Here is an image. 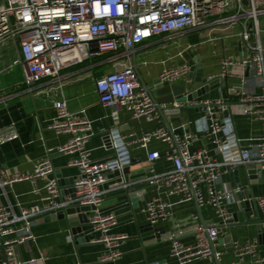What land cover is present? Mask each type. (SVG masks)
<instances>
[{"label":"built area","instance_id":"obj_1","mask_svg":"<svg viewBox=\"0 0 264 264\" xmlns=\"http://www.w3.org/2000/svg\"><path fill=\"white\" fill-rule=\"evenodd\" d=\"M0 44L10 40L18 50L19 65L23 74L26 92L33 94L32 87L44 79L57 83L62 81L61 73L106 55L113 56L115 70L95 79L99 104L110 109L113 120L125 110L133 120L152 122L159 119L156 104L150 94L141 86L135 69L122 66L119 58L130 59L137 46L155 37H183L196 31H207V42H216L215 32L240 27L239 40L242 52L239 58L224 55L220 59V72L209 80H238L241 85L245 75L251 74L258 81L260 94L244 93L232 89L231 97L238 100V111L259 124V136L251 139L244 149L235 137L230 118L220 124L209 113L210 124L201 125L197 134L174 133L172 136L164 127L143 133L140 137L130 135L127 146L147 151L146 161L150 163L143 181L155 188L164 189L169 195L194 199L200 208L211 207L219 224L195 229V243L184 245L181 233H169L170 256L180 264L195 260L218 261L221 253L214 247L221 236L220 224L233 220L228 207L237 203L240 187L218 189L222 175L238 168L254 170L264 177V30L260 19L264 17V0H1ZM107 8V12L104 9ZM194 46L188 45L176 57L181 64L163 71L158 77L160 85L177 82L192 84L189 77L192 65L184 59V53ZM12 67V66H11ZM185 97V96H184ZM218 107L227 111L225 98L220 93L214 103L174 102L173 109ZM228 106V105H227ZM161 108L166 106L160 105ZM54 118L48 129L58 135L69 136L68 141L58 148L57 153L73 155L69 167L77 169L70 187L63 193L53 177L49 159L38 162L31 174L14 173L6 181H0V190L15 183L44 181L47 198L42 205L4 207L0 205V264H21L17 257L18 248L27 241H34L33 221L37 217L56 215L69 209H79L87 219L94 235L93 242L106 246L100 261L118 259L121 253L118 243L124 238L111 236L117 225L116 217L103 213L104 185L109 175L118 181L130 167L125 137L116 132L111 144L115 155L109 159L95 160L86 146L93 137L92 122L83 111L71 113L64 99L54 104ZM200 134L212 136L214 149L221 154L217 160L208 150L196 148ZM17 139L14 129L0 134V144ZM168 147L164 156L158 151H148L151 143ZM165 159L171 167L162 171L154 163ZM121 182V181H119ZM119 188L127 190L130 185L121 182ZM141 195H139L140 197ZM254 200L256 215L264 222V194ZM169 205L160 199L145 203L143 211L148 225L153 227L168 217ZM253 217V216H252ZM259 226L258 224H256ZM264 227V224L260 225ZM238 263L250 259L260 263L259 246L256 241L235 240L231 245Z\"/></svg>","mask_w":264,"mask_h":264},{"label":"crops","instance_id":"obj_2","mask_svg":"<svg viewBox=\"0 0 264 264\" xmlns=\"http://www.w3.org/2000/svg\"><path fill=\"white\" fill-rule=\"evenodd\" d=\"M261 19L264 20V17ZM240 30L236 26L215 32L217 39L213 45L207 42V31L203 30L183 37H155L137 46L129 60H118L122 66L131 65L141 86L143 83L156 93L166 86L158 83L159 75L181 64V59L176 56L188 45L194 46L192 50L184 53V59L195 67L192 83L203 76L217 75L220 72L222 56L240 57ZM194 35L199 37L198 43L190 42ZM114 59L113 56L106 55L65 70L61 73L60 83L44 79L32 87L33 94H30L26 92L23 82H16L11 77H1L19 60V54L12 41L7 40L0 44V134L10 129H14L17 134V139L0 144V181H6L14 173L31 174L38 162L49 159L53 167V177L58 181L60 190L65 193L70 187L71 180L77 175V169L68 166L74 156L57 153L69 136L58 135L48 129L55 115L54 104L60 99L67 102L71 113L83 111L92 122L94 135L86 148L95 160L109 159L115 155L112 139L116 132L120 137L126 138L124 141L127 146L131 141L130 135L140 137L158 127L166 128L160 117L152 122L137 121L125 110H121L118 119L113 120L110 109L99 104L94 81L115 70ZM245 77L242 85L238 80L229 79L224 87L217 81L214 88L196 99L201 103H214L221 93L225 98L227 111L223 112L213 106L210 109L201 107L199 111L197 108L184 107L180 111L164 112L168 119H171V115L179 118L178 122L170 123L172 131L192 132L196 135L201 125L211 123L209 113H213L216 123L220 124L227 118L232 120L234 135L240 141V149H244L251 139L258 138L259 124L239 113L238 100L231 97L232 89L260 94L258 81L249 73ZM170 86L174 90L187 85L180 81ZM176 93L179 92L172 91L173 95ZM212 140V136L200 134L195 147L204 148L214 158L221 160L222 156L214 149ZM127 149L132 163L119 181L130 186L127 190L119 188L121 182L115 175H109V180L103 187L105 195L102 204L103 213H111L117 219L111 236L124 237L118 243L121 256L101 262L100 258L106 252V246L92 241L94 235L85 215L81 211L72 214L60 212L64 214V218H60L58 213L34 219V241H27L17 250L21 264H180L170 256L167 235L180 232L181 242L192 245L195 243L194 231L197 227L220 223L211 207L200 208L192 197L185 199L171 196L164 189L145 183L143 179L150 166L146 161L147 151L129 145ZM167 150L166 145L155 142L148 149L158 151L162 157ZM153 166L157 171H162L170 168L171 164L161 159ZM235 186L240 187L236 195L237 203L228 207L235 223L221 229V236L214 247L215 253H221L218 263L264 264V227L257 226L252 220L256 215L253 199L264 194V177L256 174L253 169L238 168L222 175L217 188ZM46 198L43 180L15 183L0 190V205L4 207H16V204L24 207L42 205ZM152 199H160L169 205L168 217L148 229L144 234L145 238H139L141 229H147L148 226L143 208ZM68 217H74V221H69ZM156 233L162 234L161 242L157 244ZM83 237H87L88 242H84ZM235 240L256 241L261 262L252 263L250 259H246L244 263H238L231 247ZM215 261L213 256L211 260H195L189 264H216Z\"/></svg>","mask_w":264,"mask_h":264},{"label":"water","instance_id":"obj_3","mask_svg":"<svg viewBox=\"0 0 264 264\" xmlns=\"http://www.w3.org/2000/svg\"><path fill=\"white\" fill-rule=\"evenodd\" d=\"M244 4H246V0H244ZM194 71H195V67H192L189 77H193ZM216 82H217V80H209L207 76H203L202 78H200V80H198V81L196 80L194 83H192L190 85H187L184 89H182V91L180 93L174 94L173 99L170 102H166V103H161V102L158 101L154 91L151 90V87H148L147 85H145L143 83H142V87L152 97L153 102L157 106V110H158L160 118L164 122V124H165L167 130L169 131V133L173 136L174 133H173V131L171 129L170 123L171 122H175V121L178 122L179 118L177 116L171 115L170 116L171 119L170 118L168 119L166 117V115L164 114V112L173 109V107H171V106H172V104L175 101L184 103V102H192L193 100H196L199 96L204 95L205 93H207L208 90L214 88V85L216 84ZM220 83L224 87L226 86L225 85L226 82L220 81ZM238 89H240V88H238ZM172 91H173V89L171 90V88H170V92H172ZM160 105H164L166 107L163 109V108L160 107ZM181 109H179L178 111H180ZM199 109H201V108H197V111H199ZM174 118H176V119H174ZM197 210H198V213L200 214L199 209H197ZM79 211H80L79 209H69L65 213L72 214L73 212H79ZM81 211H84V209H82ZM58 216L60 218H64V214L63 213H59ZM85 219H86V216H85ZM68 220L72 222V221H74V217H68ZM86 221H87V219H86ZM234 223L235 222L232 220V221H229L228 223L220 224L219 227H221V228L227 227V226L233 225ZM253 223L254 224H258L259 226L264 224V222L261 221L258 216H257L256 220L253 221ZM203 227H208V226L203 225ZM151 228L152 227L148 225L147 229H141L140 234H139V238H145L146 236L144 234H146L148 232V229H151ZM141 235H143V236H141ZM161 235L162 234L156 233V235H155V239H156L155 243L156 244L161 242V239H160ZM83 239H84V242H88V240H89L87 237H83ZM215 262H216V264H219L218 261H215Z\"/></svg>","mask_w":264,"mask_h":264},{"label":"rangeland","instance_id":"obj_4","mask_svg":"<svg viewBox=\"0 0 264 264\" xmlns=\"http://www.w3.org/2000/svg\"><path fill=\"white\" fill-rule=\"evenodd\" d=\"M2 4L1 0H0V5ZM247 4V2H246ZM245 4V5H246ZM260 27L261 29H264V20L260 19ZM199 37L197 35L191 36L190 42L191 43H198ZM1 77H11L12 80L16 81V82H23V74H22V70L20 66H12L11 68H8L7 72L2 74ZM170 85H166L163 89L157 91L155 93L156 98L158 99L159 102L161 103H166V102H170L174 95L172 94V92H170ZM173 88H171L172 90ZM182 89H184L183 87L179 88V89H174V92H181ZM180 90V91H179Z\"/></svg>","mask_w":264,"mask_h":264},{"label":"clouds","instance_id":"obj_5","mask_svg":"<svg viewBox=\"0 0 264 264\" xmlns=\"http://www.w3.org/2000/svg\"><path fill=\"white\" fill-rule=\"evenodd\" d=\"M104 11L107 12V8H105Z\"/></svg>","mask_w":264,"mask_h":264}]
</instances>
